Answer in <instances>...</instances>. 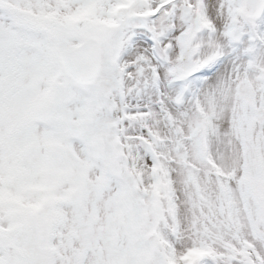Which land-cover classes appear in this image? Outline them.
<instances>
[{
    "label": "snow or ice",
    "instance_id": "6c2138e0",
    "mask_svg": "<svg viewBox=\"0 0 264 264\" xmlns=\"http://www.w3.org/2000/svg\"><path fill=\"white\" fill-rule=\"evenodd\" d=\"M0 264H264V0H0Z\"/></svg>",
    "mask_w": 264,
    "mask_h": 264
}]
</instances>
